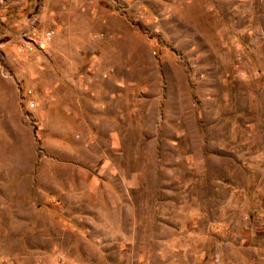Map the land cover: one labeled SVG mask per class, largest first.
<instances>
[{"label": "rangeland", "instance_id": "1", "mask_svg": "<svg viewBox=\"0 0 264 264\" xmlns=\"http://www.w3.org/2000/svg\"><path fill=\"white\" fill-rule=\"evenodd\" d=\"M0 264H264V0H0Z\"/></svg>", "mask_w": 264, "mask_h": 264}]
</instances>
